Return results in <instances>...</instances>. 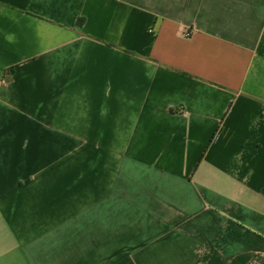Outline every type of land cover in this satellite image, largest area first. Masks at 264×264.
I'll use <instances>...</instances> for the list:
<instances>
[{"label":"crops","instance_id":"1","mask_svg":"<svg viewBox=\"0 0 264 264\" xmlns=\"http://www.w3.org/2000/svg\"><path fill=\"white\" fill-rule=\"evenodd\" d=\"M0 264H264V0H0Z\"/></svg>","mask_w":264,"mask_h":264},{"label":"trees","instance_id":"2","mask_svg":"<svg viewBox=\"0 0 264 264\" xmlns=\"http://www.w3.org/2000/svg\"><path fill=\"white\" fill-rule=\"evenodd\" d=\"M79 23H80V21H79Z\"/></svg>","mask_w":264,"mask_h":264}]
</instances>
